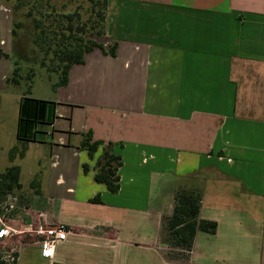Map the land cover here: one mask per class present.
I'll list each match as a JSON object with an SVG mask.
<instances>
[{"label": "crops", "instance_id": "0c3cea01", "mask_svg": "<svg viewBox=\"0 0 264 264\" xmlns=\"http://www.w3.org/2000/svg\"><path fill=\"white\" fill-rule=\"evenodd\" d=\"M13 23L0 0L8 55ZM99 42L105 53L86 54L66 86L39 99L55 117L13 162L20 103L33 97L3 101L14 66L0 59V160L20 167L30 196L0 242L19 243L17 264H264V0H108ZM87 133L122 158L117 194L95 180L102 147L90 159ZM180 189L200 192V219L217 224L196 235L187 261L164 244ZM39 224L68 229L52 259Z\"/></svg>", "mask_w": 264, "mask_h": 264}, {"label": "trees", "instance_id": "16d2710c", "mask_svg": "<svg viewBox=\"0 0 264 264\" xmlns=\"http://www.w3.org/2000/svg\"><path fill=\"white\" fill-rule=\"evenodd\" d=\"M3 1L13 12L28 8L24 15L34 28L32 54H42L40 68L45 70L49 80L53 77L57 79L52 86L54 90L68 84L70 69L74 65L84 64L86 54L95 49L105 53V48L99 40L106 37L108 0H86L88 8L84 14L82 13L84 8L80 4L74 11H66L68 5L83 0H13L14 6L10 3L12 0ZM21 27L22 23L14 21L13 36ZM109 53L115 55V46ZM5 57L7 56L0 49V59ZM20 72L21 67L15 64L6 83L20 85L25 80L28 84L25 96L30 95L36 71L30 69L25 78ZM54 117V103L30 96L22 98L17 131L18 145L10 150V162L16 158H23L28 144L38 140L35 127L38 124H51ZM101 147L102 154L95 164V180L105 185L112 194H117L120 190L119 169L122 167V158L113 153V144L94 141L92 134L87 133L80 145L82 150L87 151L90 159L94 158ZM83 169L87 173L89 166L85 164ZM20 175L21 169L17 165L10 166L0 173V215L1 206L9 200V196H17L20 207L25 208L27 199L24 196ZM37 184L34 181L31 187ZM92 202L99 203L100 200L96 198ZM201 205L202 195L198 191L180 189L175 193L174 209L165 224L167 236L164 244L170 249L168 254L170 259L187 261L199 232L212 235L216 233V222L200 219ZM0 264H8L2 260L1 255Z\"/></svg>", "mask_w": 264, "mask_h": 264}, {"label": "rangeland", "instance_id": "374dc122", "mask_svg": "<svg viewBox=\"0 0 264 264\" xmlns=\"http://www.w3.org/2000/svg\"><path fill=\"white\" fill-rule=\"evenodd\" d=\"M10 3L14 6L13 0ZM78 4H80L84 8V10H82V13L84 14V11L88 8V3L86 0L78 1V3L68 5L66 11L67 12L74 11V9L78 6ZM26 11H28V8H24V9H21L20 11L13 12L14 21L22 23V27L15 36L11 37L12 42L10 43L9 47L11 48L12 52L10 53V55L5 53V55L7 56L5 58L10 59L9 62H11V64L14 67H15V64H18L19 67H21L20 75L23 76L24 78L27 76L30 69H34L36 71V76L33 79L30 95L33 98L46 99V98H49L53 90L52 85L57 81V79L53 77L51 80H49V77L47 73L45 72V70L40 68V59L42 57V54L40 53H37L36 55L32 54V48H33L32 41L34 38V28H33L31 21L25 18L24 14L26 13ZM9 39L7 40V42L8 41L10 42ZM27 90H28V84L26 83L25 80H23L18 86L10 84L9 86L6 87V91H4L3 101L9 100L12 102L14 101L12 100L14 98V95H22ZM2 157L3 155H1L0 153V158L2 159ZM5 163L6 161L0 160V172H4ZM26 197L30 198V196H26ZM24 210L17 212L15 216H13V218H16L18 214H22ZM23 240L31 241L32 237L27 236ZM18 244H19L18 242H15L13 244H10V243L5 244L1 241L0 242V255L2 256L3 253H5L8 250H11L12 246H16Z\"/></svg>", "mask_w": 264, "mask_h": 264}, {"label": "built area", "instance_id": "2783aa9c", "mask_svg": "<svg viewBox=\"0 0 264 264\" xmlns=\"http://www.w3.org/2000/svg\"><path fill=\"white\" fill-rule=\"evenodd\" d=\"M19 202L20 200L17 196H9V200L2 204V214L0 215V240L13 237L16 234V230L10 227L7 222L13 220V216H15L17 212L24 210L23 207H20ZM33 232L40 246L42 257L47 259L54 258L57 245L64 242L69 233L68 229L60 224H39ZM17 258L16 251L13 249L6 251L2 255V260L8 264H16Z\"/></svg>", "mask_w": 264, "mask_h": 264}]
</instances>
